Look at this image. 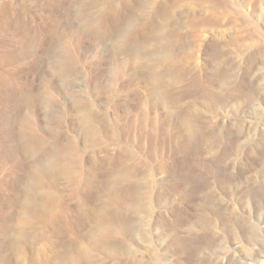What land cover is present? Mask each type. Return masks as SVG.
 Segmentation results:
<instances>
[{
  "label": "rangeland",
  "instance_id": "obj_1",
  "mask_svg": "<svg viewBox=\"0 0 264 264\" xmlns=\"http://www.w3.org/2000/svg\"><path fill=\"white\" fill-rule=\"evenodd\" d=\"M60 1L0 0L3 71L12 67L1 53L11 36L6 21L19 27L21 42L34 37L33 55L16 62L34 88L24 91L36 98L21 114L48 148L82 152L85 178L98 177V190L82 199L71 196L66 179L52 177L67 213L46 231L52 239L65 234L51 264H85L74 255L81 245L100 264H264V0H167L168 12L153 0ZM52 18L62 20L58 42L36 33ZM162 24L182 35L159 40ZM142 58L159 68L141 66ZM68 59L71 74L55 77L56 63ZM88 114L92 136L81 122ZM88 139L99 143L90 147ZM111 181L112 194H102ZM105 196L115 199V211L102 209ZM96 216L105 230L91 240Z\"/></svg>",
  "mask_w": 264,
  "mask_h": 264
},
{
  "label": "bare ground",
  "instance_id": "obj_2",
  "mask_svg": "<svg viewBox=\"0 0 264 264\" xmlns=\"http://www.w3.org/2000/svg\"><path fill=\"white\" fill-rule=\"evenodd\" d=\"M72 1H70V2H72ZM172 1L176 2V1H180V0H172ZM61 2H62V0L60 1V3ZM151 2H152V0H151ZM155 2H156V4L159 2L160 7H162L165 12L169 11L170 5L168 4L167 0H159V1L153 0L152 4ZM169 2H171V1H169ZM62 3H64V1ZM75 3L78 4V2H75ZM55 4H57V3H55ZM126 4H127V2H126ZM62 5H64V4H62ZM150 6H151V4H150ZM4 7L6 8V6H4ZM73 7H75V6H73ZM73 7H72V9H73ZM114 8H116V7H114ZM73 12H74V10H73ZM82 16L83 15H81L80 13H77L75 21L76 20H82ZM58 19L52 18V23L50 22V24H49L48 20H45V22H44L45 27L37 29V31H36L38 38L46 35L47 38L51 39L52 41H57L58 39L56 40V38L61 37L60 31L62 29V26H61L62 20L60 21ZM1 23L3 24V22H1ZM79 23H80V21H79ZM5 25L6 26L9 25V27H7V28L11 31V36H10V39L8 38L9 39V48L8 49L4 48V50H1V53H2V57H3V61L7 62L12 67L8 71H6V70L3 71L1 69L2 67L0 66V264H27V263L28 264H36V263L37 264H51V261H52L54 254H56V251H58L57 245H56V238L60 237L63 233H61L62 232L61 231L60 232L61 234H56L57 236L55 238L53 237L54 235L52 233H50L53 235L52 236L53 239H52L50 236H48L46 234V231L48 232V230H49L48 228H50L51 226H54V223H56V221L60 215L62 216L63 214L67 213V212L64 213L62 205L60 204V198L62 199V197L56 196L54 194V192L52 191V185L54 184V181L52 179L53 178L66 179L70 183V187H71V191H72L71 196H73V197L81 196V199H82V198H84L83 192L85 190H87V189H90V190L95 189L96 191L98 190L99 187H97L98 185L96 186L97 183L95 182L98 179V177L96 176L97 174H94L92 171L91 173H93V176H92L93 179L89 180V179L85 178V176L83 174L84 159L82 157L83 156L82 152H80L79 150L74 151L73 149H72L73 151L70 152V149L68 150V148H66V147L65 148L64 147L48 148L45 140H43L36 133L35 129L33 128L32 122L30 120L31 117L28 114H23V113L21 114V109H22L23 105L26 104L29 106H33L35 104L36 98L32 94L28 95L24 91V90L32 91L34 88H33V85L31 84L32 82L30 83L26 80L24 81V79L21 80L20 74L23 71L21 70V73H20L19 68H17L16 62H18V58H20L21 55H27V56H28V54L33 55V53H34L33 44L34 43L32 41H34L33 40L34 37L31 34L33 39L30 40V37L27 36L28 39L23 40V42H21V40H19V38L17 37L19 35L18 34V28L19 27L14 24V21H12V20L9 22L6 21ZM5 25H3V26H5ZM64 25L65 24H63V26ZM0 26H1V24H0ZM5 27H4V29H5ZM152 27H153L152 22H148L144 25V33L150 37L153 33L149 34L150 32H148V33H146V32L148 30L152 29ZM168 28H170V26H168L166 24H162V26H161L162 30L157 35L159 40H166L167 38L170 39L171 36H178L179 37L182 35V33L178 32V31H169ZM64 29H65V27H64ZM27 37H25L24 39H26ZM174 39H176V38H174ZM41 47H43V46H40V48ZM35 55L36 54H34V56ZM27 58H29V57H27ZM164 58H165V59H163L164 63L172 64L173 66H175L176 63H174L175 60L172 59L173 57L172 58L171 57H164ZM34 64H32V65H34ZM138 64H140L143 67L146 66L152 72H155L159 68L157 64H154V63L150 64L149 61L144 60V58L140 59V62ZM28 66L30 67L31 64H28ZM72 66H73V62L69 59L67 60V62L62 61V62L56 63V70H55L54 76L55 77H57V76L63 77V75H67L68 73L71 74L70 69ZM24 69L25 68H23V70ZM173 72H174V70H173ZM28 73H30V72H28ZM46 85H47V83L45 85H43L42 88L44 89L46 87ZM49 85H51V83ZM48 89H49V86H48ZM41 91H43V90H41ZM43 92L45 94V91H43ZM49 103H50V101L48 98H46L44 101H42V104L44 106H45V104H47L49 106ZM74 103L76 104V102H74ZM77 107H79V106H77ZM90 114L82 115V116H84V118L81 119V122L84 125L83 131L86 134H91L93 132L92 131L93 127L91 126L92 122L88 121V119L91 118ZM142 115H144V114H142ZM143 119H144V117H143ZM54 120L56 121V125H58V126L62 122V118L59 116L54 117V119L52 121H54ZM54 125H55V123H54ZM141 127H142V125H141ZM141 129L143 130V128H141ZM117 133H115V134H117ZM92 134H91V136H92ZM98 143H99L98 140H91L90 141V147H95V146H97ZM70 144L72 145V142H70ZM73 147H74V145H73ZM106 151H107V154H111V152L108 149H106ZM92 152H93L92 154H94V158H98V153H99L98 149L97 150L93 149ZM23 156H27L28 158H31L30 159L31 161L30 160H29L30 162L28 161L29 164L26 163V160L23 158ZM43 157H46L47 159H44ZM94 162L95 163H93V164H96L97 160L94 159ZM6 164H8L10 166V168H9L8 174L4 176L3 170H4V167ZM27 168L29 169V174L27 175L28 178H27V181L25 183V186H23V187L21 186L22 187L21 188L19 185H20L21 181L23 180L24 170ZM25 175H26V173H25ZM127 178H128V176H127ZM23 181H25V180H23ZM23 181H22V183H23ZM56 181H58V180H56ZM114 184H115L114 181H111V183L108 182L107 186L106 185H105V187L103 186V190L101 191V193L105 192V194L108 193V195L110 193L112 194V191H111L112 188L111 187ZM114 200L112 201L110 197L105 196V200H101L102 209L103 210L104 209L105 210L106 209L114 210V207H113V205L115 204ZM80 204H81L80 207H83L84 204H82V203H80ZM101 206L97 209L101 210ZM15 209L18 210L17 211L18 215L15 217L16 219H14V216L12 214V213H14L13 211H15ZM64 209L67 210L68 208H64ZM97 209H95V211L98 212ZM90 210H92V209H90ZM106 212L108 213V211H106ZM68 213H69V211H68ZM96 217L97 218H95V220H94V225L92 226V234H89V239H91V240H93L94 235L96 233H97V235H98V233L103 234V232L105 230V228L101 227L102 221L98 220V216H96ZM59 219H60V217H59ZM29 227H33V228L38 227V229L35 230L36 231V233L34 232L35 234L34 233L32 234L31 232H29L31 230H28ZM53 228H55V227H53ZM37 231H38V233H37ZM57 232L59 233V231H57ZM108 233H111V232L109 231ZM54 234H55V232H54ZM64 235H62V236H64ZM40 239H44L45 243L43 244V246L41 248L37 249L34 247V245H35L34 243L36 242V240L38 242H40L39 241ZM24 243L30 244L31 246H29V247L23 246ZM33 247H34L33 251L36 252L37 258L36 257L32 258L28 253V252H30V249ZM62 249H64V248H62ZM65 253L69 254L68 252H65ZM65 253L62 254L63 257L65 255ZM60 254H61V251H60ZM31 255L33 256V254H31ZM57 255H59V253ZM62 255H60V256H62ZM74 255L78 259H80L81 262H83L85 264H100L98 262H96V263L94 262L95 256H94L93 252L90 251L84 245L79 246L77 248V250L75 251ZM111 256H112V258L115 257L114 254H111ZM54 257L56 258V256H54ZM63 257L61 259H63ZM32 261H33V263H32ZM53 261L57 262L56 260H53Z\"/></svg>",
  "mask_w": 264,
  "mask_h": 264
}]
</instances>
